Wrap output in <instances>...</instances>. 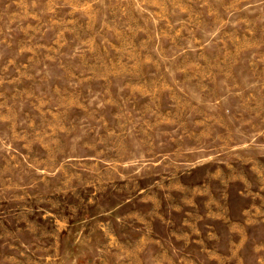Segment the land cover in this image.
I'll list each match as a JSON object with an SVG mask.
<instances>
[{
  "label": "rangeland",
  "instance_id": "rangeland-1",
  "mask_svg": "<svg viewBox=\"0 0 264 264\" xmlns=\"http://www.w3.org/2000/svg\"><path fill=\"white\" fill-rule=\"evenodd\" d=\"M0 264H264V0H0Z\"/></svg>",
  "mask_w": 264,
  "mask_h": 264
}]
</instances>
